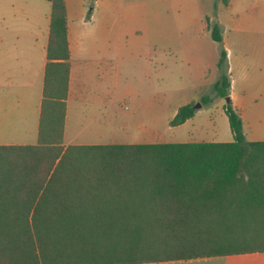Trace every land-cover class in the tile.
I'll return each mask as SVG.
<instances>
[{
    "label": "trees",
    "instance_id": "16d2710c",
    "mask_svg": "<svg viewBox=\"0 0 264 264\" xmlns=\"http://www.w3.org/2000/svg\"><path fill=\"white\" fill-rule=\"evenodd\" d=\"M226 2L227 0H222ZM51 12L36 143L0 144V264H122L264 251V139L62 143L70 52L64 0ZM221 41L217 22L207 21ZM213 83L229 95L226 49ZM201 102L211 100L208 93ZM196 111L177 107L169 124Z\"/></svg>",
    "mask_w": 264,
    "mask_h": 264
},
{
    "label": "rangeland",
    "instance_id": "374dc122",
    "mask_svg": "<svg viewBox=\"0 0 264 264\" xmlns=\"http://www.w3.org/2000/svg\"><path fill=\"white\" fill-rule=\"evenodd\" d=\"M258 2L250 0L249 6ZM94 5V0L87 2V6ZM97 9V14L107 15L101 43L109 62L101 66L100 76L87 79L83 92L105 93L111 105H88L80 113L73 112L69 133L87 141L190 139L189 125L177 127L169 120L177 105L191 100L199 102L196 123L207 126L200 137H226L224 132L230 131L222 110L226 100L213 89L222 46L211 39L205 27L209 19L204 16L220 13L214 0H98ZM244 19L249 21L247 29L237 34L229 56L232 90L264 139V25L259 14ZM201 45L208 50L207 65L189 58ZM204 93L211 96L206 103L200 100ZM98 110H103L108 124H101ZM150 121L151 129L139 127L140 122ZM62 143L71 144L63 138Z\"/></svg>",
    "mask_w": 264,
    "mask_h": 264
},
{
    "label": "crops",
    "instance_id": "0c3cea01",
    "mask_svg": "<svg viewBox=\"0 0 264 264\" xmlns=\"http://www.w3.org/2000/svg\"><path fill=\"white\" fill-rule=\"evenodd\" d=\"M67 20V39L70 52V69L68 91L66 95V110L64 118V143H108L111 141L79 140L80 134L69 133L70 115L80 113L88 105H111L106 101L105 93H84L83 86L88 78H97L101 74V66L109 62V54L102 42L106 29V14L98 13V0L94 6H87L89 0H64ZM220 10L219 14H204L211 22H217L221 33V46L226 49V62L230 74L229 96L232 105L242 117L243 130L248 140L262 139L258 129L251 122V114L241 100L233 92L232 66L229 62L231 46L235 44L238 33L244 32L249 21L244 17L259 14L264 25V0H259L254 7L249 6L250 0H214ZM50 0H0V144L36 143L44 67L47 60L46 45L50 22ZM212 40L210 28L206 26ZM216 41V40H215ZM201 48L193 55L194 63L203 65L207 57V48ZM220 52V47H219ZM219 56H217L216 66ZM206 65L208 63H205ZM218 68V67H217ZM98 100L99 102H96ZM191 101V100H190ZM188 101V102H190ZM180 105V104H179ZM177 105L173 109L176 112ZM223 110V105H222ZM195 113L185 121L175 124L177 127H187L190 139L177 141L215 140L204 139L207 126L196 123ZM224 112V110H223ZM76 113V114H77ZM101 124H108L103 116ZM174 115V114H173ZM152 121L139 123L141 129H151ZM230 129V128H229ZM29 130L32 133H29ZM35 132V133H34ZM222 141L232 139V132H224ZM35 136V140L32 138ZM30 138V139H28ZM127 142H150V141ZM116 142V141H112ZM122 264H264V251H249L228 254H216L190 258H175L167 260H152Z\"/></svg>",
    "mask_w": 264,
    "mask_h": 264
},
{
    "label": "water",
    "instance_id": "95a60500",
    "mask_svg": "<svg viewBox=\"0 0 264 264\" xmlns=\"http://www.w3.org/2000/svg\"><path fill=\"white\" fill-rule=\"evenodd\" d=\"M229 98H230L229 95H226V96H225V100H226V101H228ZM198 105H199V102H196V103L193 104L194 107H197Z\"/></svg>",
    "mask_w": 264,
    "mask_h": 264
}]
</instances>
